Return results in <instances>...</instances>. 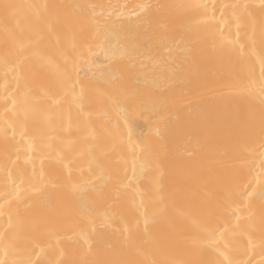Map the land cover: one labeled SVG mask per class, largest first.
<instances>
[{
	"label": "bare ground",
	"instance_id": "obj_1",
	"mask_svg": "<svg viewBox=\"0 0 264 264\" xmlns=\"http://www.w3.org/2000/svg\"><path fill=\"white\" fill-rule=\"evenodd\" d=\"M0 264H264V0H0Z\"/></svg>",
	"mask_w": 264,
	"mask_h": 264
}]
</instances>
